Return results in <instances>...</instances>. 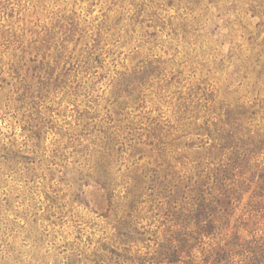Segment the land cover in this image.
Masks as SVG:
<instances>
[{
    "label": "rangeland",
    "instance_id": "rangeland-1",
    "mask_svg": "<svg viewBox=\"0 0 264 264\" xmlns=\"http://www.w3.org/2000/svg\"><path fill=\"white\" fill-rule=\"evenodd\" d=\"M263 61L264 0H0V264H136L109 261L106 179L119 197L153 180L131 146L246 95Z\"/></svg>",
    "mask_w": 264,
    "mask_h": 264
},
{
    "label": "trees",
    "instance_id": "trees-1",
    "mask_svg": "<svg viewBox=\"0 0 264 264\" xmlns=\"http://www.w3.org/2000/svg\"><path fill=\"white\" fill-rule=\"evenodd\" d=\"M255 63L238 72L246 95L223 98L203 115L179 114L174 127L154 128L149 142L131 146L137 160L146 147L154 154L146 157L158 167L153 180L133 182L119 197L106 179L121 246L109 250V261L264 264V61ZM117 144L115 136L101 139L98 160L109 164ZM154 209L158 225L141 224Z\"/></svg>",
    "mask_w": 264,
    "mask_h": 264
}]
</instances>
